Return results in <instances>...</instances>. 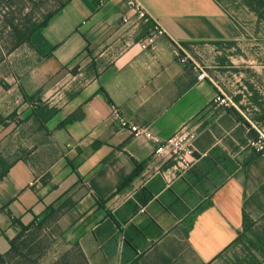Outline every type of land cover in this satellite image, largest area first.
<instances>
[{
	"label": "crops",
	"instance_id": "obj_1",
	"mask_svg": "<svg viewBox=\"0 0 264 264\" xmlns=\"http://www.w3.org/2000/svg\"><path fill=\"white\" fill-rule=\"evenodd\" d=\"M136 1L148 21L132 15L125 24L127 0H71L28 43L29 73L7 91L15 100L0 101V120L22 101L25 120L40 127L39 100L59 113L44 124V143L31 147L35 157L0 180V253L22 225L57 214L63 238L88 264H216L243 231L244 214L264 216V154L247 150L249 130L233 109L215 107L221 88L199 80L191 54L193 45L239 46L246 24L217 0ZM156 28L162 33L143 49ZM77 68L81 86L70 81ZM114 108L163 140L196 130L192 165L158 159L151 141L119 128ZM10 127L0 124V137Z\"/></svg>",
	"mask_w": 264,
	"mask_h": 264
},
{
	"label": "rangeland",
	"instance_id": "obj_2",
	"mask_svg": "<svg viewBox=\"0 0 264 264\" xmlns=\"http://www.w3.org/2000/svg\"><path fill=\"white\" fill-rule=\"evenodd\" d=\"M68 1L0 0V101L5 98L15 100V93L7 91L11 85L20 86L31 67V51L28 43L20 44L19 35L28 36V29L43 23ZM217 1L236 20L246 24L247 38L239 46L223 43L213 50L193 45L191 54L200 68L221 88L219 93L225 95L231 105L229 108L238 111L240 120L245 122L249 130L246 147L252 150L250 141H264V0ZM252 12L263 24L255 25ZM259 31L263 38L255 42L250 35ZM222 64L224 71L216 68ZM78 69L73 71L77 78L70 80L75 86L84 82V76H78L82 74ZM211 71H216L215 75ZM47 107L46 102L39 100L34 109L46 112ZM5 109L9 116H2L0 124L11 127L0 137V177L19 161L30 162L36 155L31 147L44 143L45 137L44 125L40 127L36 119L25 120L29 108L23 101L20 104L14 102ZM74 115L78 116V113L71 116ZM59 218L57 214H50L28 230L7 264H88L78 245L63 238ZM241 233L216 264H263L264 259L255 247V238L251 233L239 237Z\"/></svg>",
	"mask_w": 264,
	"mask_h": 264
},
{
	"label": "built area",
	"instance_id": "obj_3",
	"mask_svg": "<svg viewBox=\"0 0 264 264\" xmlns=\"http://www.w3.org/2000/svg\"><path fill=\"white\" fill-rule=\"evenodd\" d=\"M130 15L123 17L125 24L131 21V16H136L141 20L148 21L146 10L141 7L136 0H127ZM161 30L156 28L145 41L141 43L143 49H148L153 46L156 41V36L161 34ZM182 61H185L184 59ZM199 80L204 81L210 79L205 70H201ZM215 107L229 108L231 105L225 98L223 93H219L214 100ZM113 117L119 128L127 131L133 138H146L155 146V156L160 160H176L178 165L189 168L195 160V141L197 139V132L194 129L183 128L181 131L172 137L163 140L150 127L139 126L128 120L123 116L121 111L117 108L113 110ZM251 149L257 153L264 152V141L262 139L250 141ZM204 156H207L204 154ZM144 212V210H142Z\"/></svg>",
	"mask_w": 264,
	"mask_h": 264
},
{
	"label": "trees",
	"instance_id": "obj_4",
	"mask_svg": "<svg viewBox=\"0 0 264 264\" xmlns=\"http://www.w3.org/2000/svg\"><path fill=\"white\" fill-rule=\"evenodd\" d=\"M70 1H68V2H70ZM65 5H66V3L58 11H56L55 13L49 15L44 20L43 23L39 24L38 26H35L33 28L28 29V31H27L28 32V36L26 34L25 35L24 34L19 35L20 36V39H19L20 44H22V43H30L32 37L36 33L41 32L45 27H47L49 25V23L51 22V20L64 8ZM14 50H12V51H14ZM101 93H103L105 95V97L107 98V100L109 102H111L109 96L107 95V93L104 90H101ZM24 97H25V100L27 102L34 101V97H29L25 93H24ZM34 111L38 114L39 119L41 120L43 125L46 124L48 121H50L54 116H56L59 113L58 109H55V108L50 109L48 107H47V111L46 112H43L42 110L38 112V111H36V109H34ZM233 111L237 115H239V113H237L234 109H233ZM77 118H78V116H75V115L71 116L64 122V124L65 125L70 124V123L76 121ZM263 154H264V152L258 153V155H263ZM10 168L1 175L0 180L7 175V173L10 170ZM125 184H126V182H125ZM34 226L35 225H29V226H23L22 225V229H21L20 233L18 234V236L14 240L9 242V245H10L9 251L7 253H5V254L0 253V264H7L8 259L11 258L13 252H15L17 250L18 242L21 240L23 235L28 230H30L32 227H34ZM241 232H240L241 235L239 237H242V236L246 237V235L249 234V233L252 234V236L256 240L255 247L258 248L260 256L264 259V216L259 221H255L249 215H247L245 213L244 214V222H243V231H241ZM253 243L254 242L252 241V244ZM82 255H83V253H82ZM263 264H264V262H263Z\"/></svg>",
	"mask_w": 264,
	"mask_h": 264
}]
</instances>
